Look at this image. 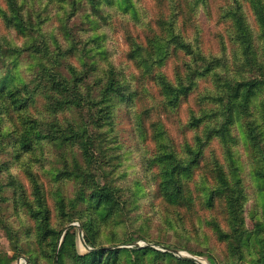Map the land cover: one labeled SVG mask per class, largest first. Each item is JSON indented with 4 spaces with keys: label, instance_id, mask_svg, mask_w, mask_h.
<instances>
[{
    "label": "rangeland",
    "instance_id": "obj_1",
    "mask_svg": "<svg viewBox=\"0 0 264 264\" xmlns=\"http://www.w3.org/2000/svg\"><path fill=\"white\" fill-rule=\"evenodd\" d=\"M189 259L264 264V0H0V264Z\"/></svg>",
    "mask_w": 264,
    "mask_h": 264
},
{
    "label": "trees",
    "instance_id": "obj_2",
    "mask_svg": "<svg viewBox=\"0 0 264 264\" xmlns=\"http://www.w3.org/2000/svg\"><path fill=\"white\" fill-rule=\"evenodd\" d=\"M253 93V90L252 91H249L248 92V95H250L251 96V94ZM168 250H169V248H171V247H166ZM175 249V248H174ZM170 251V250H169ZM173 252V251H172ZM189 262H191V264H197V263H195V261L193 260V259H189Z\"/></svg>",
    "mask_w": 264,
    "mask_h": 264
},
{
    "label": "water",
    "instance_id": "obj_3",
    "mask_svg": "<svg viewBox=\"0 0 264 264\" xmlns=\"http://www.w3.org/2000/svg\"><path fill=\"white\" fill-rule=\"evenodd\" d=\"M134 244H136V243H131V245H134ZM169 250L170 251H173V252H179V253H181L180 251H178L177 249H174V248H169Z\"/></svg>",
    "mask_w": 264,
    "mask_h": 264
}]
</instances>
